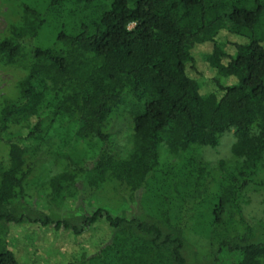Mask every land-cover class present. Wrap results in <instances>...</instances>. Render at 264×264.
<instances>
[{"label":"trees","instance_id":"1","mask_svg":"<svg viewBox=\"0 0 264 264\" xmlns=\"http://www.w3.org/2000/svg\"><path fill=\"white\" fill-rule=\"evenodd\" d=\"M17 10L0 37V65L19 71L0 102L8 150L0 162V264H24L11 247L14 225L74 238L96 231L94 249L71 247L68 264H188L199 227L212 247L204 264H264V220L245 213L249 190L264 188V0H24ZM53 18L69 23L46 45ZM125 107L133 138L121 156L104 146L109 121ZM56 126L100 141V152L87 166L48 151L70 163L35 179L51 131L69 143ZM232 131L233 164L220 161L214 175L201 151ZM110 182L138 198L153 194L152 216L98 207L59 217L27 200L34 183L58 205L79 184L96 190Z\"/></svg>","mask_w":264,"mask_h":264},{"label":"rangeland","instance_id":"2","mask_svg":"<svg viewBox=\"0 0 264 264\" xmlns=\"http://www.w3.org/2000/svg\"><path fill=\"white\" fill-rule=\"evenodd\" d=\"M20 1L24 0H0V37L9 23L18 19L17 9ZM52 23L44 33L46 45H51L62 29V24L69 23V18H63V20L62 18H57V20L53 18ZM66 30H70V27H66ZM202 51L204 52V50ZM199 53L200 50H196V54ZM199 70L205 76H209L210 72L206 65L200 63ZM18 79V70L0 65V102L2 98L9 97ZM55 128L59 134H68L70 137L69 143L65 146L62 145L57 135L54 136V131H51L52 138L49 139V144H46L43 150L38 153L41 158H46V162L41 166L43 170L36 171L35 179L43 178L47 174H58L64 170V166L70 163V160L68 161L64 157H57L60 158V162H56V156L48 155V151L50 153L57 152L63 156L71 155L75 162L85 159L87 166H92L93 159L100 152V141L95 142L96 145H94L78 139L75 135L76 130H73L71 126H69V129L66 128L68 131L58 128V126ZM106 133L111 135V141L104 146V149L113 150L121 156H126L131 150L133 138V125L127 107L121 109L111 118ZM235 141L234 131H232L222 136L216 149L205 148L201 151L204 163L214 175L220 174V161L224 160L228 165L233 164L231 148ZM7 154V147L0 144V162L7 158ZM163 154L172 163L178 161L176 157H169L166 153ZM159 180L160 183L157 181V187L163 184L162 179ZM35 183L31 184L27 191L29 205L47 213L55 210L59 217H77L83 212L90 213L98 207H104L114 215L126 214L130 217L146 218L152 216L153 206L157 201L153 194L138 198L129 190H125L122 185L110 182L96 190L79 184L77 191H74L72 195H67L64 202L58 205H55V203L49 205L46 191L39 189ZM245 213L253 222L264 220L263 187L253 185L249 190ZM195 232L189 237V247L185 254L188 258V264H204L212 258V247L208 238L203 236L202 227H199ZM97 241L96 231L83 237L74 238L66 232H56L52 229L44 230L34 225H14L11 229V247L24 264H68L71 261V255L68 252L71 247L92 251L94 243Z\"/></svg>","mask_w":264,"mask_h":264}]
</instances>
